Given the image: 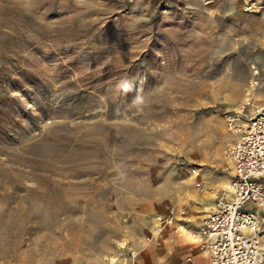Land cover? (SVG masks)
Returning a JSON list of instances; mask_svg holds the SVG:
<instances>
[{
	"label": "rangeland",
	"instance_id": "1",
	"mask_svg": "<svg viewBox=\"0 0 264 264\" xmlns=\"http://www.w3.org/2000/svg\"><path fill=\"white\" fill-rule=\"evenodd\" d=\"M252 66L236 0H0V264H156L153 217L231 170Z\"/></svg>",
	"mask_w": 264,
	"mask_h": 264
},
{
	"label": "built area",
	"instance_id": "2",
	"mask_svg": "<svg viewBox=\"0 0 264 264\" xmlns=\"http://www.w3.org/2000/svg\"><path fill=\"white\" fill-rule=\"evenodd\" d=\"M261 9L264 0H241L243 12ZM249 85L237 109L225 113L227 127L238 135L224 154L233 176L216 192L214 206L201 225L190 233L200 249L208 250L210 264H264V94H257L258 88L264 93V79L254 67ZM191 174L196 175L197 169L192 168ZM194 185L205 190L200 181ZM179 219L176 207L156 214L142 246L160 245L164 230Z\"/></svg>",
	"mask_w": 264,
	"mask_h": 264
},
{
	"label": "crops",
	"instance_id": "3",
	"mask_svg": "<svg viewBox=\"0 0 264 264\" xmlns=\"http://www.w3.org/2000/svg\"><path fill=\"white\" fill-rule=\"evenodd\" d=\"M236 1L238 2V8L241 10V0ZM260 92V95L264 94L261 90ZM222 133L226 136L228 142L238 137L237 134L228 133L227 129L225 132L222 129ZM230 169L229 174L219 176H215L210 172L205 173L204 187H209L211 183H218L221 187L227 184L233 176L232 167ZM205 191L206 193L192 197L193 207L188 214L180 218L174 226L164 230L159 238L160 245L153 247L158 248L154 251L156 264H210L208 250L200 249L197 242L190 235L192 231H195L201 225L206 212H209L214 206L215 194L208 189ZM195 198L198 200H195ZM261 240L264 243V235H262Z\"/></svg>",
	"mask_w": 264,
	"mask_h": 264
},
{
	"label": "bare ground",
	"instance_id": "4",
	"mask_svg": "<svg viewBox=\"0 0 264 264\" xmlns=\"http://www.w3.org/2000/svg\"><path fill=\"white\" fill-rule=\"evenodd\" d=\"M229 130H231V131H233L235 134H237V132H236V130L233 128V129H230V128H228ZM225 187L227 186V184H225L224 185ZM198 189V188H197ZM198 191H199V189H198ZM195 200H198V199H196L195 198ZM200 200H202V199H200ZM208 211V210H207ZM207 214V213H206Z\"/></svg>",
	"mask_w": 264,
	"mask_h": 264
}]
</instances>
